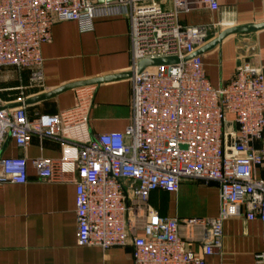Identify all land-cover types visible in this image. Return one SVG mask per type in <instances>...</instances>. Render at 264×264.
Masks as SVG:
<instances>
[{
    "label": "built area",
    "instance_id": "2783aa9c",
    "mask_svg": "<svg viewBox=\"0 0 264 264\" xmlns=\"http://www.w3.org/2000/svg\"><path fill=\"white\" fill-rule=\"evenodd\" d=\"M0 0V76L4 68L27 72L16 88V108L1 98L0 186L28 183L25 157H5L13 141L25 151L32 138L64 143L58 160L31 161L41 180L73 182L77 242L103 251L133 247L134 264H206L222 247L224 223L243 217L263 225L264 65L238 61L232 78L213 87L204 56L213 39L207 27H186L180 15L219 0ZM127 17L131 23L132 119L124 132L92 134L95 88L74 90L75 103L57 114H28L26 92L44 88L42 46L56 23L91 30L96 18ZM177 58L175 65L145 68L142 61ZM184 181L215 184V218L161 217L151 193L178 192ZM197 244L201 254L191 247ZM264 263V250L256 255Z\"/></svg>",
    "mask_w": 264,
    "mask_h": 264
},
{
    "label": "crops",
    "instance_id": "0c3cea01",
    "mask_svg": "<svg viewBox=\"0 0 264 264\" xmlns=\"http://www.w3.org/2000/svg\"><path fill=\"white\" fill-rule=\"evenodd\" d=\"M98 1V0H97ZM165 10L171 0H158ZM220 10L203 7L181 14L186 27H207L208 39L222 30L264 23V0H219ZM244 41L251 46H240ZM44 88L26 92L28 100L51 93L67 85L130 73L131 23L127 17L96 18L91 30H82L73 21L58 22L52 39L41 49ZM204 62L213 87L226 84L235 73L238 61L264 65V30L227 38L215 50L206 53ZM27 72L4 68L0 76L1 98L15 105L16 88L27 84ZM95 95L90 114L92 134L124 132L132 119L130 78L124 77L93 86ZM74 90L27 106L31 118L39 114H57L74 106ZM64 143L34 136L25 150L9 141L3 155L23 156L28 163V183L0 186V264H134L133 247L103 251L80 246L77 242L76 188L73 182L54 183L39 179L31 161L37 158L58 160ZM150 206L167 218H215L219 213L217 185L184 181L178 192L155 191ZM191 249L201 254V247ZM264 250L263 225L243 217L226 221L222 247L205 258L206 264H258L256 255ZM264 264V263H263Z\"/></svg>",
    "mask_w": 264,
    "mask_h": 264
},
{
    "label": "water",
    "instance_id": "95a60500",
    "mask_svg": "<svg viewBox=\"0 0 264 264\" xmlns=\"http://www.w3.org/2000/svg\"><path fill=\"white\" fill-rule=\"evenodd\" d=\"M117 0H98L99 3H111L115 2ZM264 30V23L257 24V25H247V26H238V27H231L222 30L208 45H206L204 48L200 49L195 56L198 55H204L206 53H209L213 50H215L217 47H219L227 38L232 37V36H245L249 35L252 33H258ZM247 45L251 46L250 42L244 41L240 46ZM178 63L177 58H161V59H155V60H146L142 61L139 65V73H141L145 68L148 67H157V66H166V65H175ZM132 74L128 73L126 75H118V76H110V77H105V78H100V79H95V80H90V81H84L80 83H75L71 85H67L65 87H62L56 91H53L48 94H44L38 97H34L30 100H27L25 105L28 106L30 104H35L38 102H42L48 99H51L59 94H62L64 92L70 91V90H76L79 88L83 87H93L98 84L106 83V82H111L120 78L128 77L131 78ZM21 106V104H15L13 106H10L9 108H16Z\"/></svg>",
    "mask_w": 264,
    "mask_h": 264
}]
</instances>
